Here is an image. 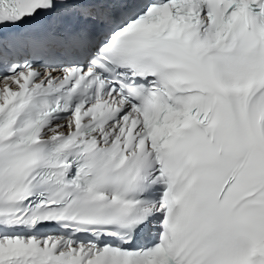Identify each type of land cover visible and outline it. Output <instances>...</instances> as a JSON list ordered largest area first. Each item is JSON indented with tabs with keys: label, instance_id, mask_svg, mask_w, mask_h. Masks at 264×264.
Returning a JSON list of instances; mask_svg holds the SVG:
<instances>
[{
	"label": "snow or ice",
	"instance_id": "1",
	"mask_svg": "<svg viewBox=\"0 0 264 264\" xmlns=\"http://www.w3.org/2000/svg\"><path fill=\"white\" fill-rule=\"evenodd\" d=\"M0 264H264V0H0Z\"/></svg>",
	"mask_w": 264,
	"mask_h": 264
}]
</instances>
